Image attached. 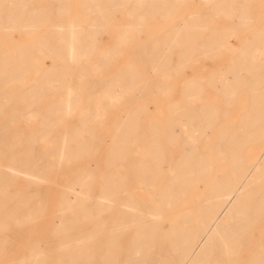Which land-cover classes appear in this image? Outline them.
<instances>
[{
	"label": "bare ground",
	"instance_id": "bare-ground-1",
	"mask_svg": "<svg viewBox=\"0 0 264 264\" xmlns=\"http://www.w3.org/2000/svg\"><path fill=\"white\" fill-rule=\"evenodd\" d=\"M49 1L0 0V33L36 31L9 50L0 41V264H264V22L253 0H199L178 20L163 18L180 0H81L86 23L47 19L66 14ZM115 13L135 18L114 28ZM147 17L167 23L154 34ZM111 26L116 41L101 50L95 36ZM237 30L252 36L230 48ZM138 35L152 41L128 44V63L100 74ZM224 47L226 69L183 79L163 129L145 120L150 94ZM203 82L221 106L200 99ZM238 95L247 107L231 122ZM183 118L200 122L192 140Z\"/></svg>",
	"mask_w": 264,
	"mask_h": 264
},
{
	"label": "rangeland",
	"instance_id": "rangeland-1",
	"mask_svg": "<svg viewBox=\"0 0 264 264\" xmlns=\"http://www.w3.org/2000/svg\"><path fill=\"white\" fill-rule=\"evenodd\" d=\"M28 1L32 2L36 5L35 7H31L29 9H34V10H38V9H49L50 10V9H52L49 6H47L48 2H50L49 0H28ZM260 1H262V2H260ZM62 2H63V4H65V6L62 7V10L65 11L66 14L60 15V16H56V15L46 16L47 19H49V20L51 19L52 21H53V19L55 20V18L56 19H67V20L80 19L83 21L82 23H86L87 20L92 18L91 16H88L82 12L83 10H82L81 4H80L81 0H62ZM179 2L181 4H179L175 8L176 10L179 11V13L167 16V17L163 18L164 20L182 19V18L186 17L185 14L187 12L196 11L198 9L199 10L203 9V5L199 2V0H180ZM251 3H252L251 10H252V14L254 16L253 18H254L255 24L257 25L259 22H264V0H259V1L253 0ZM24 9H28V8H24ZM124 9H126V7L118 8L117 11L124 10ZM134 18H135V16H133V15L123 14V13H120V14L115 13L114 15H111L109 17V19L111 21L113 20V24H112L113 27L116 26V24L121 25V24H125L127 22L129 23ZM146 19L148 21L147 27L155 29V31H153L154 34L161 31L164 28L165 24L167 23V21H160L158 17H147ZM114 20H116V21H114ZM213 21H214L213 24L215 26H226L228 24H231L233 19L232 18L226 19L225 17L216 16ZM51 22L48 21L47 24H50ZM47 24L41 26L39 28V30H37V33L41 29L48 26ZM216 24H218V25H216ZM112 26L109 27L106 32L97 33L95 36V40L98 43V45L100 44L101 50H105V49L109 48V45L116 41L115 37L113 35L114 34L113 31H114L115 27L113 28ZM35 32L26 34L25 32H23L21 30H15L10 35H7V36H5V34L3 35L2 33H0V41L3 43L2 49L3 50H9L10 47L12 49L18 45L28 43L31 39H33ZM251 36H252V33L249 32L248 30H237V32L234 33V35H232L230 38H225L224 40H225V42H228V43H226L227 45L228 44L232 45L230 47V48H232L234 46H238V45L242 44L243 42L249 41ZM144 37H141V35H138L137 37L133 36V37L127 39V42L125 43L127 45L121 46V48L119 49L120 51L113 55V58L109 62V64L103 70H100V74L114 73L115 71L119 70L122 66L126 65L129 61L130 57L132 56L131 53L133 50L132 47H130L128 44H134V43L143 42V41L144 42L145 41L146 42L152 41L151 38L145 37L146 39H144ZM230 48L229 47L222 48V50H224V51L214 58L200 59L198 62L191 61L188 64V66H186L184 68L183 73H181L177 77L172 76L173 83H172L171 89L168 93H161L160 94V93L153 92L152 94H150V96H148L149 97V103H145L147 108L141 112V115L145 116V120H148V121L150 120V121H154V122L159 123L161 125V128L163 129V124L165 122V116L169 112V105L170 104H174L176 106L182 105L181 95H182V88H183L184 80L187 77H190L193 75H200L201 77L204 78V80H206V79H208L207 77L210 76L212 73L220 72L221 69L224 71L227 67V64L229 63V61L234 56V53H231L233 51H230V50H234V49H230ZM43 61H44L43 65H48L51 63V58L47 57ZM203 75H205V76H203ZM210 83L211 82H203V87L205 88V93H204V95H202V97L200 99L208 101V102L214 101L218 106H221L222 105L221 101H220L221 95L215 89V87ZM236 99L238 101V103L236 104L237 106L235 105V106H231V107L227 108L230 111L228 120L231 122L232 121L234 122L237 118V115L240 114L243 111V109L247 107V104H246L247 99L244 95L243 96L238 95ZM129 106H130V104L126 105V106L124 105V106H120L118 108H115L114 110L110 111V115L126 114L127 112L125 110L127 108H129ZM145 120H144V122H147ZM183 121L184 122L189 121V126L191 127V129H193L192 131H190L187 134L189 140H192L193 132H195L196 130H198L200 128L199 127L200 122L195 118H189V120H187V118H183ZM183 121L181 123L182 129L185 130L186 126L183 125ZM184 135H186L185 131H184ZM211 136L212 135H209L207 133V135L205 136V138L208 137L207 141H211V139H212ZM174 144L173 145L176 148L174 151H177L179 148L177 147V144L175 142H174ZM162 164L167 165V164H170V162L163 161ZM165 168H166V166H165ZM95 172H96V174H95L96 180H101V178L99 177V172H97V171H95ZM123 173H125L126 175H129V174L131 175V173H133V172L129 171V169H128L126 171H123ZM168 174L169 173L167 171H165L163 174H160L161 175L160 178L162 176H166ZM262 177H264V176H262ZM94 192L98 193L99 189L96 187V189H94ZM258 232L260 233L261 230H258ZM250 248H251V246H247V248H245V249L248 250ZM240 261L242 262V264L245 263V260H243V259H240Z\"/></svg>",
	"mask_w": 264,
	"mask_h": 264
}]
</instances>
